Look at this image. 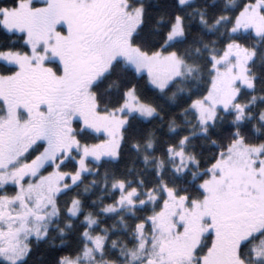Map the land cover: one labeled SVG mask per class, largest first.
Returning <instances> with one entry per match:
<instances>
[{"label":"snow or ice","instance_id":"1","mask_svg":"<svg viewBox=\"0 0 264 264\" xmlns=\"http://www.w3.org/2000/svg\"><path fill=\"white\" fill-rule=\"evenodd\" d=\"M0 264H264V0H0Z\"/></svg>","mask_w":264,"mask_h":264}]
</instances>
